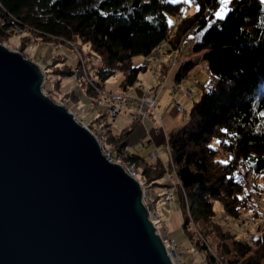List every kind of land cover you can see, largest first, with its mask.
I'll return each mask as SVG.
<instances>
[{
    "label": "trees",
    "instance_id": "trees-1",
    "mask_svg": "<svg viewBox=\"0 0 264 264\" xmlns=\"http://www.w3.org/2000/svg\"><path fill=\"white\" fill-rule=\"evenodd\" d=\"M192 1L197 8L185 14L184 0H0V39L19 30L86 45L99 57L98 64L87 68L90 82L102 90L119 74L118 89L127 92L147 70L144 58L155 47L165 42L176 49L190 36L192 51L202 52L209 79L187 122L167 137L185 214L181 226L192 222L199 227L203 235L195 245L206 264H264V229L253 248L224 229L213 208L220 201L227 217L250 214L262 224L264 206L253 200L236 165L242 157L246 170L264 172V1L232 0L223 20L215 18L221 0ZM137 56L140 62L134 64ZM66 66L55 74L72 76L73 69ZM191 66L184 60L175 80ZM79 79L90 98L98 96L82 72ZM106 127V144L114 155L135 164L146 183L159 184L164 164L123 149L128 128L113 136Z\"/></svg>",
    "mask_w": 264,
    "mask_h": 264
},
{
    "label": "water",
    "instance_id": "water-1",
    "mask_svg": "<svg viewBox=\"0 0 264 264\" xmlns=\"http://www.w3.org/2000/svg\"><path fill=\"white\" fill-rule=\"evenodd\" d=\"M0 44V264H172L138 181Z\"/></svg>",
    "mask_w": 264,
    "mask_h": 264
},
{
    "label": "rangeland",
    "instance_id": "rangeland-1",
    "mask_svg": "<svg viewBox=\"0 0 264 264\" xmlns=\"http://www.w3.org/2000/svg\"><path fill=\"white\" fill-rule=\"evenodd\" d=\"M187 3L188 5L186 6L184 5L185 2H182V9L185 10V14H190L195 11L197 6L192 0H188ZM221 9H223L224 15L229 9V5L223 3V0L220 1L216 12L221 11ZM174 17L175 19L180 18L179 15ZM173 18L171 33H173L172 31L175 26V19ZM215 18H217L216 15ZM22 35H25L23 39L24 42L22 38H20ZM190 40V36H188L180 44V47L176 49H170L165 42H162L159 50L155 49L145 57L144 62L147 64V70L139 74L138 80L127 92H122L118 89V81L120 80L119 74L111 77L105 83L106 90L112 91L110 92L112 94L134 93L137 92L139 85H143L148 88L146 95H150V91L156 95L155 109L161 115L162 126L160 122L150 118H144L136 122L131 121L127 114L122 112L118 114L113 123L109 125L108 130L111 135L116 136L123 129L128 128L129 133L126 136L128 145L125 147L126 150L129 153H137L145 157L149 162H152L150 153L157 152L159 153L158 161L162 162L164 168L167 169L164 171V176L159 180V184L151 185L146 183L141 175L139 178L142 183V200L148 210V218L152 222L155 232L159 235L161 241H163V243L165 241V243H170L172 245V257H169L167 254L172 264H206L204 253L197 249L198 247L195 245V240L202 238L203 235L200 233L199 227L192 222L191 225H187L186 228L181 226L182 217L185 214L182 212L180 206L179 180L173 172H170L167 163V154L165 152V138L176 132L187 122L192 103L199 99L201 91L203 88H206L209 79V75L205 68V61L202 59V52L192 51ZM0 44L10 51L18 52L24 58L37 64L44 75L45 94L49 98L52 97L54 99L50 98L52 101L63 105L71 112L76 122L83 126L86 125L90 129L91 127L97 129L95 121L101 108L95 102L93 103L92 99L85 93L79 77L77 76L78 78H75L76 74L72 76H57L55 74L57 71L63 68L65 69L66 65L73 69V71L78 69L81 72L82 65L80 64V60L84 62L86 57H91V54H93L90 52L88 46L81 45L74 40L62 42L54 38L41 39L27 31L23 33L15 31L6 39H0ZM89 52L91 54H89ZM177 57L180 59L183 58L187 63L193 62L192 68H188L186 74H181L184 85L192 92V97L187 96L182 87V89L179 88L173 91L174 93L170 90L172 84L176 82ZM140 59L141 56L135 57L133 60L134 64H138ZM47 71L48 74H46ZM180 72L181 71H179V73ZM99 91L102 92L103 89ZM96 98L100 99L101 96ZM172 101L179 103L184 109L182 111H175L171 104ZM106 126L107 124L105 125V130H107ZM102 136L104 146L113 152V147L106 144L105 132ZM211 142L214 144V139H211ZM98 143L101 149V141H98ZM112 154L114 155V152ZM224 155H228V153L225 154L224 152ZM218 156H221L220 150L218 151ZM242 161V157L238 159V164L236 165L238 171L251 190V195L253 194L255 196L256 193L262 194L260 204L264 206V172L256 173L255 171L246 170L245 167L242 166L244 165V161ZM116 164L123 167L121 163ZM138 170L140 171L139 168ZM168 171L169 173H167ZM172 189V199L165 202V194ZM213 208L215 211V218L217 219L215 220L218 221L224 229L226 228L237 233L240 237L247 240L253 248L257 245L251 244L249 241V234L254 231L243 222L242 216L236 219L227 217L220 201H214ZM213 238L214 237H212V239ZM209 242L211 243L210 240ZM205 244L209 247L208 242H205ZM209 249L213 251V248L211 249L209 247ZM165 251L167 253L166 248Z\"/></svg>",
    "mask_w": 264,
    "mask_h": 264
},
{
    "label": "built area",
    "instance_id": "built-area-1",
    "mask_svg": "<svg viewBox=\"0 0 264 264\" xmlns=\"http://www.w3.org/2000/svg\"><path fill=\"white\" fill-rule=\"evenodd\" d=\"M16 32H19V30H15ZM62 42H69L66 40H61L58 39ZM191 42V40H190ZM91 54V53H89ZM171 58V57H170ZM169 58V60H170ZM99 62V57L91 55V57H86V60L84 62H81L80 60V64L82 65V73L84 75V78L87 80V82L94 87V89L98 92L99 96H101V98L99 99L98 102L95 101V98L92 99V102L96 103L97 105H99L100 109V113L98 112L97 116H96V121L95 124L97 126V129L93 132L90 131L91 129L88 128L85 125V128L88 129V131H90V133L97 139V141H101V153L105 156V158H107V160L111 163H121L123 164V168L125 169V171L130 174L131 176L135 177V178H139L140 171L138 170V167L133 164V163H129L128 161H125L123 159V157L120 156H114L112 153V151L110 149H107L104 146L103 143V136L102 134L105 132V127L104 125H106L105 123V116L104 114H107L111 117L115 116L116 114L119 113H126L127 116L129 117V119L131 121H140L144 118H150V119H154L158 122H160V125L162 126V118L161 115L156 111V107H155V100H156V95L154 93H152L150 91V95H146V91L148 90L147 87L143 86V85H139L137 88V92L134 93H128V94H122V93H111V95L106 94L104 91H99V89H97L88 79L86 71H87V67L89 64L91 63H98ZM169 62V61H168ZM184 62V59H180L177 57L176 59V63H177V71H181L180 69V65ZM88 64V65H87ZM74 74H76L75 78L79 77L80 71H78V73L74 72ZM78 76V77H77ZM183 88L184 93L189 96L192 97V92L189 88H187L184 85V80L182 79V76L179 78V80H176V82H174L172 84V86L170 87L171 92L176 91L179 88ZM181 88V89H182ZM174 93V92H173ZM171 104L173 105V109L175 111H182L184 108L182 105H180L179 103L172 101ZM92 128V127H91ZM112 152V153H111ZM165 152L167 154V163H168V167L170 168V172H173L176 175L175 172V168L173 165H171L169 163V159H170V153H169V144L167 141V138H165ZM125 154V153H124ZM225 154H227L225 152ZM150 158L152 159L153 163H156L159 159V153L157 152H151L150 153ZM123 162H121V161ZM243 162V161H242ZM167 167V168H168ZM167 169L165 168V171ZM169 173V171L167 172ZM166 174V173H165ZM167 175V174H166ZM140 179V178H139ZM250 193V192H249ZM173 195V189L165 194L164 200L165 202H168L169 200L172 199ZM253 200H259L261 198V194H255V196L252 194L251 195ZM242 219L243 222L245 224H247V226L250 228H252V230L254 231L253 233L249 234V241L251 242V244H257L259 239H260V235H261V230L264 229V211L262 213V216L260 217V220L262 221V224L259 225V220L249 214H243L242 215ZM258 224V225H256ZM164 246L167 249V254L169 257H172V245L170 243H165L164 241Z\"/></svg>",
    "mask_w": 264,
    "mask_h": 264
},
{
    "label": "bare ground",
    "instance_id": "bare-ground-1",
    "mask_svg": "<svg viewBox=\"0 0 264 264\" xmlns=\"http://www.w3.org/2000/svg\"><path fill=\"white\" fill-rule=\"evenodd\" d=\"M160 47L161 46H158V47H155L154 49H160ZM90 53V52H89ZM91 55H94V56H97V55H95V54H91ZM98 57V56H97ZM147 57V56H146ZM145 59V58H144ZM78 69H75V71L74 72H76V73H78ZM44 87H45V83H44V75H43V79H42V85H41V89H42V91L44 92ZM103 91L106 93V94H108V95H111V93L110 92H112V91H109V90H106V87L103 89ZM114 92V91H113ZM45 93V92H44ZM99 95V94H98ZM97 97H100V96H97ZM91 99H93V98H91ZM95 101L96 102H98L99 101V99H97L96 97H95ZM120 114V113H119ZM117 115L118 114H116L115 116H113V117H111V116H109V115H107V114H104V116H105V123L107 124V125H110V124H112L113 123V121H114V119L117 117ZM85 127V126H84ZM104 127H105V125H104ZM88 130V129H87ZM96 129L94 128V127H92L91 128V130L90 131H95ZM89 131V132H90ZM123 149H126V148H123ZM169 153H170V148H169ZM169 163L171 164V165H173L174 166V164H173V160H172V158H171V154H170V159H169ZM244 164H245V162H244ZM130 175V174H129ZM131 176V175H130ZM133 177V176H132ZM133 178H135V177H133ZM137 181H138V183L140 184V186L142 187V183H141V180L139 179V178H135ZM243 215V214H242ZM241 215V216H242ZM156 226H157V224H156ZM162 243H163V241H162ZM163 245H164V243H163ZM165 247V246H164Z\"/></svg>",
    "mask_w": 264,
    "mask_h": 264
},
{
    "label": "snow or ice",
    "instance_id": "snow-or-ice-1",
    "mask_svg": "<svg viewBox=\"0 0 264 264\" xmlns=\"http://www.w3.org/2000/svg\"><path fill=\"white\" fill-rule=\"evenodd\" d=\"M184 2L187 3L188 0H184ZM231 2H232V0H223V3H225V4H230ZM215 15H216L218 20H223L225 18L223 9H221V11H219V12H216ZM169 24H171V21H169Z\"/></svg>",
    "mask_w": 264,
    "mask_h": 264
}]
</instances>
